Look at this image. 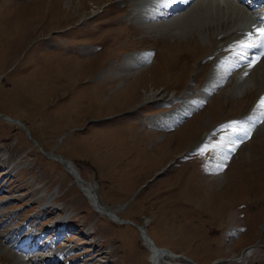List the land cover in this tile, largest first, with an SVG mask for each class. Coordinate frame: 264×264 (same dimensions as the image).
Returning <instances> with one entry per match:
<instances>
[{"label": "rangeland", "instance_id": "374dc122", "mask_svg": "<svg viewBox=\"0 0 264 264\" xmlns=\"http://www.w3.org/2000/svg\"><path fill=\"white\" fill-rule=\"evenodd\" d=\"M142 19L129 0H0V211L13 213L10 226L32 217L30 229L68 217L47 248H66L59 264H151L135 224L197 264H264V119L250 115L258 90L230 80L198 101L214 38ZM140 50L152 63L131 69L125 59ZM152 92L163 100L142 103ZM177 110L186 115L165 126ZM246 125L251 134L215 166ZM89 185L125 224L96 210Z\"/></svg>", "mask_w": 264, "mask_h": 264}, {"label": "bare ground", "instance_id": "6f19581e", "mask_svg": "<svg viewBox=\"0 0 264 264\" xmlns=\"http://www.w3.org/2000/svg\"><path fill=\"white\" fill-rule=\"evenodd\" d=\"M129 4L130 12L136 20L147 21L142 19V17L148 20H155L159 25L164 27L168 34L176 35L178 33L180 34V32L182 34L183 32H188L193 33V35L198 34L202 39L207 38L209 40V38H214L215 42L211 49L210 58L215 60V63L213 62L214 65L211 66L207 79L201 85V96L198 101H207V99H209L214 93L218 92L220 88L226 86L230 80H233V86H231L232 90L238 89L241 93L258 90L259 95L250 109V115H256L260 121L264 119V108L258 106L261 98L264 97V56L257 57L252 53L246 54L237 49L239 42L249 38L251 35H255L257 32L256 30L261 27V23L264 21V0H129ZM146 8L148 10H155L150 11L148 15H142V10ZM155 11L157 14H154ZM135 23L139 24L137 21H135ZM143 24L146 25L150 23ZM135 54L137 55L133 58L132 62L127 63L131 69H136L138 67L141 68L152 63H150L152 55L148 54L147 51L142 50ZM76 65L84 64L77 63ZM76 65L66 62L63 64V66L69 71L73 70V67ZM163 97L164 95L152 92L145 96L141 102L151 103L155 100H163ZM167 97L172 98L174 97V94H170ZM190 106H193V104H189L188 107ZM179 111L180 110L173 112L175 116L170 115L166 117V121H164L163 124L167 126L170 122L177 120L179 116L186 115L183 112L178 113ZM185 113L187 112L185 111ZM245 119L246 118L244 117L243 122ZM7 121L17 125L21 124L18 120L12 119L11 121V118ZM239 123L242 122L236 121V124ZM232 124H235V122ZM242 129L247 132L250 129V126L246 125ZM242 129H240L238 133L235 132L237 140L240 139V135L245 133H241ZM254 131L255 129L253 130V133ZM206 136L207 133L202 134V138L200 140L206 138ZM231 141L234 142V139H231ZM225 143L226 145L223 149H221L218 157L214 159L215 166L220 162L221 165H224L223 161L227 157V154H224L226 148L228 152H231L232 150L234 152L240 146L238 141H236L234 145L229 144L228 141H225ZM186 146L187 145L184 147ZM220 156H224V159H220ZM53 157V159H56L59 162L61 161L78 181L76 175L81 176L80 172L78 174L68 159L61 155ZM0 170V173L2 174L0 180H3L6 176L4 177L1 167ZM82 190L85 192V196L89 200L91 199L90 201L93 202H91L92 205L95 208L97 207V211L105 214L114 222L125 224V222H121L122 218L116 213L119 208L109 209L107 206L99 202V200L96 202L97 197L95 198L94 194H92L93 187H91V185H89V187L87 186V188H82ZM88 192L93 197L89 198ZM2 195L3 194H0V197H2ZM54 199L56 201V197H54ZM7 203V205H10L9 202ZM94 203H96V206ZM225 204L226 205H222L223 211L227 210L228 204ZM51 207H53V200L47 199L44 203L43 209L47 210ZM46 210L40 211H44L46 213L44 215L48 216L49 213L48 210ZM57 212H62V210L59 208ZM23 215H25V213H22L20 216ZM12 218L13 213H8L7 215V213L0 211V261L7 260V264H29L30 262L34 264H59L56 260L64 255L63 251L66 248L63 247L60 249V246H58V250L56 249L57 251H53L54 253L51 255H43L42 253L44 251L49 250L47 249L49 241H47L44 245L39 244L44 241V234L52 228H57L59 232L63 228H66L69 220L68 217L62 219L61 224L56 221L49 227L47 226L48 228L40 233L37 229H41L43 227V224L47 222L46 218H42L40 228L33 229H30V226L28 227V223L31 222L30 220L32 217L29 219L27 224L25 223L19 226H10L12 224H9L8 221L10 219L12 220ZM2 231H4V233H2ZM138 231L140 233V237L145 241V245L150 251L151 264H163V260L166 259H181L186 262V264H192V262L184 260L180 256H173L172 254H177L170 250L169 251L171 253L162 250L163 247L158 246L153 241L145 227L140 226ZM91 232L93 233V231ZM92 233L90 235H92Z\"/></svg>", "mask_w": 264, "mask_h": 264}, {"label": "snow or ice", "instance_id": "6c2138e0", "mask_svg": "<svg viewBox=\"0 0 264 264\" xmlns=\"http://www.w3.org/2000/svg\"><path fill=\"white\" fill-rule=\"evenodd\" d=\"M258 31L260 32L261 44L257 46L264 47V28L258 29ZM261 55H264V52H262ZM258 106L264 108V97L261 98Z\"/></svg>", "mask_w": 264, "mask_h": 264}]
</instances>
